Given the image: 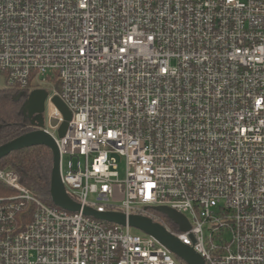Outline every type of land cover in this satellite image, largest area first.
<instances>
[{
	"label": "built area",
	"instance_id": "2783aa9c",
	"mask_svg": "<svg viewBox=\"0 0 264 264\" xmlns=\"http://www.w3.org/2000/svg\"><path fill=\"white\" fill-rule=\"evenodd\" d=\"M0 77L47 92L42 129L81 208L147 217L204 264H264V0H0ZM0 183V264H180L13 168Z\"/></svg>",
	"mask_w": 264,
	"mask_h": 264
},
{
	"label": "water",
	"instance_id": "95a60500",
	"mask_svg": "<svg viewBox=\"0 0 264 264\" xmlns=\"http://www.w3.org/2000/svg\"><path fill=\"white\" fill-rule=\"evenodd\" d=\"M46 97L47 92L42 89L33 90L28 95V98L22 107L23 114L37 129L26 132L9 142L0 145V159L12 151L39 145L48 147L51 150L53 157L49 187V199L53 205L70 212H79L81 210L86 215L121 226L128 225L154 237L183 263L204 264L201 256L191 247L183 244L177 237L166 231L163 226L153 222L151 219L143 216L125 217L121 213H100L87 207L81 208L78 203L67 195L60 177L59 151L57 145L54 139L42 129V112L44 110V101ZM52 100L63 116V122L58 129V135L61 137L67 128L71 115L60 99L53 97ZM156 210L165 214L170 220L177 223L181 231L189 229V225L183 215L164 206L156 207Z\"/></svg>",
	"mask_w": 264,
	"mask_h": 264
},
{
	"label": "trees",
	"instance_id": "16d2710c",
	"mask_svg": "<svg viewBox=\"0 0 264 264\" xmlns=\"http://www.w3.org/2000/svg\"><path fill=\"white\" fill-rule=\"evenodd\" d=\"M25 102V95L0 87V145L32 130L31 121L23 114ZM52 162L51 150L39 145L12 151L0 159V168L16 170L20 183L33 196L54 206L49 199ZM6 190L8 188L0 183V193Z\"/></svg>",
	"mask_w": 264,
	"mask_h": 264
},
{
	"label": "rangeland",
	"instance_id": "374dc122",
	"mask_svg": "<svg viewBox=\"0 0 264 264\" xmlns=\"http://www.w3.org/2000/svg\"><path fill=\"white\" fill-rule=\"evenodd\" d=\"M2 86H3V80H2L1 77H0V87H2ZM64 160H65V158H64ZM121 171H122V169H121ZM121 175H122V174H121ZM131 231H132V232H137V233H139V231L136 230L135 228H132Z\"/></svg>",
	"mask_w": 264,
	"mask_h": 264
}]
</instances>
